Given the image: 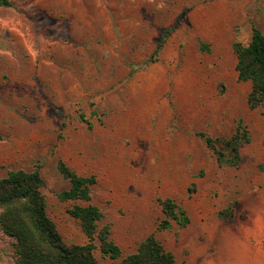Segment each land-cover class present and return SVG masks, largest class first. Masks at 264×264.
Masks as SVG:
<instances>
[{"label":"rangeland","instance_id":"1","mask_svg":"<svg viewBox=\"0 0 264 264\" xmlns=\"http://www.w3.org/2000/svg\"><path fill=\"white\" fill-rule=\"evenodd\" d=\"M0 7V179L38 170L46 213L66 245L83 244L67 210L91 204L122 264L153 234L173 264L264 258V102L249 108L232 45L264 34V0H9ZM162 5V6H161ZM244 29L241 31V29ZM166 36L162 47L157 44ZM240 122L248 142L220 163L198 133L222 144ZM93 177L90 199L61 201ZM170 199L189 221L157 229ZM0 227V264H15ZM248 251V252H247Z\"/></svg>","mask_w":264,"mask_h":264},{"label":"trees","instance_id":"2","mask_svg":"<svg viewBox=\"0 0 264 264\" xmlns=\"http://www.w3.org/2000/svg\"><path fill=\"white\" fill-rule=\"evenodd\" d=\"M10 6L9 0H0V7ZM166 36L157 44V54ZM236 54L237 79L250 83L247 95L249 108H256L264 102V34L252 27L250 40L246 45L236 42L232 45ZM220 163L236 165L240 159L239 146L248 142L247 131L238 122L235 132L226 140L224 147L230 150L225 156L215 147V140L204 133H198ZM59 172L69 181V187L58 194L61 201L90 199L93 177L78 175L63 162L57 164ZM43 180L38 170L9 171L0 179V227L4 233L15 239V264H101L94 256L98 250L112 260L121 258V250L109 238V227H99L102 213L97 206L73 205L67 212L75 218L86 237L83 244L66 245L55 224L46 213V204L40 187ZM163 219L157 229H168L172 222L184 227L189 219L185 211L172 200H159ZM122 264H173L174 256L164 249L153 234L143 239L136 250L122 258Z\"/></svg>","mask_w":264,"mask_h":264},{"label":"crops","instance_id":"3","mask_svg":"<svg viewBox=\"0 0 264 264\" xmlns=\"http://www.w3.org/2000/svg\"><path fill=\"white\" fill-rule=\"evenodd\" d=\"M261 252H262L261 250H257L255 252L251 250V252L246 253L247 256L245 257L248 259V263L249 264H264L263 256H258L260 255Z\"/></svg>","mask_w":264,"mask_h":264},{"label":"clouds","instance_id":"4","mask_svg":"<svg viewBox=\"0 0 264 264\" xmlns=\"http://www.w3.org/2000/svg\"><path fill=\"white\" fill-rule=\"evenodd\" d=\"M162 6V5H161ZM244 29L242 28L241 31H243Z\"/></svg>","mask_w":264,"mask_h":264}]
</instances>
